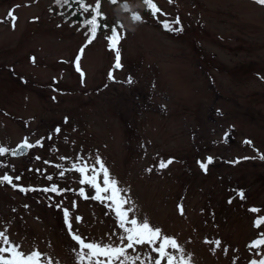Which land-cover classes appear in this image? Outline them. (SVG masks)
Instances as JSON below:
<instances>
[{"label": "rangeland", "instance_id": "rangeland-1", "mask_svg": "<svg viewBox=\"0 0 264 264\" xmlns=\"http://www.w3.org/2000/svg\"><path fill=\"white\" fill-rule=\"evenodd\" d=\"M101 3L104 22L122 36L120 69L105 39L110 31L84 47L82 20L89 14L75 19L69 1L0 0V145L12 149L25 137L43 145L0 157V176L19 175L14 183L23 187L56 184L61 190L22 193L0 183V231L27 254L39 250L43 264H77V246L53 207L59 204L83 217L73 228L86 241L120 246L123 230L111 201L91 199L95 190L72 170L73 163L91 166L99 156L128 200L125 207L134 210L130 218L147 217L175 237L193 264L263 259L264 246L249 245L264 232V225L254 227L264 217V6L154 0L161 11L153 17L142 0ZM132 12L142 22L133 21ZM177 16L180 25L173 23ZM164 22L183 31H168ZM209 156L213 163L205 172L199 165ZM80 188L89 199L79 196ZM253 207L261 211L250 212ZM216 239L220 248L205 242ZM129 251L141 257L137 264L148 253L142 246Z\"/></svg>", "mask_w": 264, "mask_h": 264}, {"label": "snow or ice", "instance_id": "snow-or-ice-1", "mask_svg": "<svg viewBox=\"0 0 264 264\" xmlns=\"http://www.w3.org/2000/svg\"><path fill=\"white\" fill-rule=\"evenodd\" d=\"M113 5L118 3V0H109ZM143 4L146 6V9L150 12L151 16L155 17L160 8L154 3V0H142ZM257 5L264 6V0H254ZM57 4L68 3V0H56ZM78 7L86 14H89V17H86L83 21V24L87 29V45H91L97 38L98 32L105 30L110 31V35H105V39L108 42V47L111 50L115 51V65L116 69L122 68L121 64V52L118 45L122 39L120 32L116 26H109L106 22V16L102 13V3L101 0H95V4L89 5L86 3V0H76ZM169 3H172V0H169ZM125 11L129 10L127 3L122 5ZM166 15V14H165ZM9 19L13 22V28L15 27L16 17L9 12ZM133 21L142 22V16L138 12H132L131 16ZM3 23V21H0ZM175 25H180V18L177 16L173 22ZM120 27H123L122 25ZM163 27L168 31H175L177 33L183 31V27L173 28L172 24L169 22H164ZM84 47L80 49V53L84 52ZM35 62V58H32ZM81 56L77 55L74 60L75 71L79 73L81 77V82L83 83L85 78V73L82 71L80 66ZM108 79L114 80L115 77L110 71L108 73ZM131 84L133 81L131 77L127 81ZM53 99H55L53 97ZM56 133L60 132V128L55 129ZM227 136V134H226ZM50 138V137H49ZM245 144H251L250 140L244 141ZM42 142L37 140L35 144L30 143L28 138L25 137L23 142L20 143L17 148L10 149L3 145H0V157L11 152L13 155H23L24 150L32 149L34 147H42ZM259 158L264 160V155H260ZM39 159V157H37ZM61 159H65L61 157ZM245 159H248L245 157ZM239 162V161H237ZM172 163V160L169 159L166 162L160 161L159 168L164 169L169 164ZM213 163V158L208 157L206 162H200V168L205 172L208 170V166ZM97 165L99 167H97ZM72 170L79 173L80 184L89 185L92 189L95 190V195L91 196V199L97 201H111L113 210L119 222V228L123 230V233L119 236L120 246H117L113 243L102 244L95 241H86L81 234H78L73 228V220L77 223L83 221L82 216H72L69 208L61 207L59 204L53 205L60 209L62 212L63 223L66 225L67 232L71 236V239L75 242L77 246V264H137L138 261H141V257L138 255L130 254L129 250H137V246L146 247L148 253L146 254V259L141 262V264H193L192 255L190 253L186 254L185 249L179 244L175 237L168 236L163 234V230L160 227H154L151 225V222L147 217H144L142 220L139 218H130V212L134 211L131 207L126 208L125 205L128 204V200L121 194V189L118 186V181L113 179L110 175L109 169L106 167L103 160L97 156L94 163L90 166L86 161L81 163H73ZM147 171L151 172L153 169L149 168ZM91 173V175H89ZM64 171L60 172V176H64ZM102 174V185L100 183V177ZM14 179L19 181L21 176L16 175L13 177L9 174H4L0 176V183H6L11 185L13 188H18L22 193H27L30 191H43V192H53L59 193L61 190L56 184H52L51 187H46L43 189L29 188L19 186L14 183ZM48 180H52V176L47 177ZM110 193V194H109ZM109 194V195H105ZM79 196L84 199H89V196L86 195L84 188H80ZM241 199H244V193L241 191L239 193ZM231 203V201H229ZM77 205L74 202L72 207L75 208ZM25 207H28L25 205ZM178 211L181 216H183L184 208L182 204H178ZM252 213H259L261 210L259 208L249 209ZM261 225H264V217H259L254 221V227L260 228ZM0 241L3 245L0 246V264H43V254L39 250L31 251L30 254L25 253L21 250L19 246L13 243L10 240V237L5 231H0ZM206 243H211L215 248L221 247V240L216 239L214 241H205ZM264 246V232H261L258 239H254L249 247L252 249L260 248ZM215 248H213V254H215ZM225 253L228 251L227 248L222 249ZM104 258V259H101ZM48 264H52V261L49 260ZM251 264H264V259L252 260Z\"/></svg>", "mask_w": 264, "mask_h": 264}, {"label": "trees", "instance_id": "trees-1", "mask_svg": "<svg viewBox=\"0 0 264 264\" xmlns=\"http://www.w3.org/2000/svg\"><path fill=\"white\" fill-rule=\"evenodd\" d=\"M68 1L72 5L70 9L72 10L73 8L74 9L76 8V10H77L76 12L73 13V16L72 17H74L77 20L78 19H81V17L83 16L84 12L78 7V5L76 3V0H68ZM85 18H86V16H85ZM85 18L83 20L82 19L81 20L84 21Z\"/></svg>", "mask_w": 264, "mask_h": 264}, {"label": "water", "instance_id": "water-1", "mask_svg": "<svg viewBox=\"0 0 264 264\" xmlns=\"http://www.w3.org/2000/svg\"><path fill=\"white\" fill-rule=\"evenodd\" d=\"M27 152H28V149L24 150V154H26ZM10 154H11L12 156H19V155H20V154L13 155L11 152H10Z\"/></svg>", "mask_w": 264, "mask_h": 264}]
</instances>
